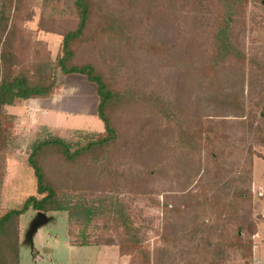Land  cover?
<instances>
[{"label":"trees","instance_id":"16d2710c","mask_svg":"<svg viewBox=\"0 0 264 264\" xmlns=\"http://www.w3.org/2000/svg\"><path fill=\"white\" fill-rule=\"evenodd\" d=\"M158 1L157 18L150 17L151 12L145 16L148 23H157V42L148 43L142 51V55H153L157 57L158 63H162L157 64V89L143 84V72L136 69L129 70L133 81L123 85L118 78L107 73L106 67L92 61L80 63L76 60L81 44L99 46L106 43L112 51L119 52L121 45L129 40V34L123 26L124 20L109 14L101 2L73 1L76 22L72 28L61 33L62 53L54 60V68L65 75H82L95 85V115L102 121L103 130L86 133L85 140L74 147L57 137L38 140L33 145L28 163L36 178V191L43 196L30 195L19 208H10L0 214V264H19L18 220L29 208L46 213L67 211L73 245L115 244L120 255L130 256L129 264H165L170 251L166 249L164 256L158 260L155 249L153 257L143 242L141 228L134 225L130 213H126L122 206L106 210L102 201L98 200L94 204L89 197L99 192L119 195L124 190L134 197L146 198L157 193L153 188L157 175H169L168 171H174L175 176L185 173L184 181L179 185H182L184 195L189 198L187 205L193 210L190 223L182 226L180 231L176 230V235L201 234L212 230L214 219L217 221L221 214L231 210L233 201L243 203L242 190L235 189L227 198L229 187L221 186V180L204 184L202 178L209 173V159L218 163L231 153L226 149L230 145L231 127L225 118L232 119V125L237 127L246 126L249 132L254 129L255 116L248 104L254 97L250 91L255 90L257 74L251 68H245L248 57L238 37V32H244L245 21L243 17L236 20V17L242 16L248 0H221L224 2V14L212 26L211 35L210 32L207 35V32L201 36V39L208 38V41L200 43L209 45L210 51H193L190 48L176 51L173 46L176 45L177 36L171 33L172 29H176L174 15L170 17L171 13L164 14L163 5H166L167 0ZM21 4V0L1 2L0 166L9 142V125L6 124L7 116L3 107L14 105L18 100L49 97L57 85L55 76L51 75L53 68L47 62L33 66L35 72L32 74L29 73L30 67L15 70V65L20 63L16 44L17 26L9 25V12L11 8L17 12ZM40 22L41 29L55 31L43 24L42 20ZM237 24L240 25L239 29H235ZM127 46L130 48V43ZM262 71L260 69L261 74ZM162 76L164 80L187 78L192 81V98L185 101L188 114L184 107L173 103L172 96H176L177 89L161 87ZM262 91L264 83L259 84V98ZM127 116L133 119L134 124L139 123L133 134H129L121 124ZM213 118L217 120H211ZM256 127L260 128L259 124ZM129 139H134L137 145L131 151L127 147L122 148ZM253 154L261 155L252 148L247 150L249 168L252 167ZM50 159L57 160V177L56 173L47 172ZM148 199L157 200L153 197L145 200ZM165 208H170L169 204H165ZM102 213L112 215L111 224L100 227L109 233L102 231L94 234L93 230L97 227L89 230L91 222ZM226 216L229 218V215ZM223 221L224 231L221 233H225L220 238L219 246L224 247L226 253L223 255V252L217 253L216 249L211 252L210 248H201V256L195 264H227L222 260L231 250L239 253L243 264H252L251 235L254 231L247 237L243 235L249 218H240L234 224L232 235L228 234L230 220L224 218ZM191 262L186 261L184 264H193Z\"/></svg>","mask_w":264,"mask_h":264},{"label":"rangeland","instance_id":"374dc122","mask_svg":"<svg viewBox=\"0 0 264 264\" xmlns=\"http://www.w3.org/2000/svg\"><path fill=\"white\" fill-rule=\"evenodd\" d=\"M2 1L0 0V10ZM73 1L21 0L22 4L17 12L13 8L10 9L9 25L17 26L16 44L20 60V63L15 65V70L24 66L32 68L39 63L47 62L53 68L51 75L55 76L57 85L49 97L18 100L14 105L3 107L7 116L6 124L9 125V142L7 150L4 151L3 163L0 166V214L10 208H19L30 195L43 196L36 191V178L33 168L28 163V156L38 140L57 137L74 147L75 144L85 140L86 133L103 130L102 121L95 116L97 106L95 85L82 75H65L54 68V60L62 53L61 33L72 28L76 22ZM97 2H101L109 14L124 20L123 26L129 34V40L121 45L119 52L112 51L110 45L106 43L99 46L92 43L81 44L78 47L76 60L80 63L92 61L106 67L107 73L118 78L123 85L133 81L129 76V70L136 69L143 72L141 80L143 84L157 89V64L161 65L162 63H158L157 57L153 55H142V51L148 43L157 42L156 21L148 23L145 20L148 12H151L150 17L157 18V0L155 2L97 0ZM158 2H162V0ZM223 3L221 0H167L166 5H163L164 14L171 13L170 17L174 15L175 20L173 21L176 29H172L171 33L177 36V42L181 41L177 44L174 40L176 42V45L173 46L175 50H189L190 48L193 51H201L208 49L209 45L200 43L208 41V38L201 39V36L207 32V35L209 32L211 35L212 26L225 12ZM169 6H172L170 10ZM241 15L236 17V20L243 17L245 21L244 32H238L241 46L248 57L245 68L246 70L251 68L257 74L256 81L254 80L255 90L250 91L254 97L248 104L251 113L255 116L254 129L249 132L246 126L237 127L232 125V119L225 118L231 127V131H229L231 133L230 145L226 148L231 153L228 157H224L225 160L218 163L209 159V173L202 178V181L206 184L216 179L221 180V186L229 187L227 198H230L235 189L242 190L243 203L233 201L231 210L221 214V218L217 221L214 219V224L211 225L212 230L209 229L201 234L176 235V230L180 231L183 229L182 226L190 223V216L193 213L192 207L187 205L189 198L184 195V191L181 189L182 185H179L184 181L185 173L175 176L174 171H168L169 175H157L153 185L157 193L146 196V198L153 197L157 200H145L146 198L140 196L134 197L124 190L119 195L99 192V194L89 197L94 201V204H97L98 200L102 201L106 210L109 207L115 209V206L117 208L122 206L126 213H130L134 225L141 228L143 242L153 257L156 253L155 249H157L158 260L164 256L166 249L170 251V255L165 259V264H184L186 261H192L191 263L195 264L197 258L201 256L199 254L201 248H208V250L210 248L211 252L216 249L217 253L223 252L224 255L226 250L219 246L220 238L225 233H221L222 230L224 231V218L230 220L228 223L229 235L234 232V224L238 223L240 218H249V222L245 223L243 235L247 237L251 231H254L251 235L253 240L252 264H264V91L262 94L259 93L260 98L258 97L259 84L264 83V0H248ZM41 20L43 24L55 31L41 29ZM239 26L237 24L235 29H239ZM129 43L130 48L127 46ZM260 69L263 70V74ZM34 72L35 69L32 68L29 73ZM162 80L161 87L169 90L177 89L176 96H172L173 103L184 107L185 113L188 114L185 101L192 98V81L187 78L174 79L173 81L172 78L164 80L163 76ZM245 88H247V84H245ZM46 112H49L48 114L60 112L67 119L62 120L64 124L54 121L53 125H43ZM88 118L89 120H87ZM48 119L50 121V117ZM123 120L121 123L123 128H126L129 134H133L139 123L134 124L133 119L128 116ZM211 120L216 121L217 118ZM257 124L260 128L256 127ZM256 129L262 130L258 132ZM234 132L236 133L233 134ZM129 140L122 145V148L127 147L131 151L137 145L133 141L134 139ZM249 148L261 154L259 156L252 155L251 168H249L246 155ZM49 163L51 164L48 165L47 172L56 173L57 177L59 170V167H56L57 160L50 159ZM216 169L218 170L216 171ZM126 171L128 173L129 168ZM241 175L243 176L240 177ZM165 204H169L170 208H165ZM36 212L29 208L18 220L19 264H129L130 256L120 255L118 246L115 244L73 245L72 237L69 235L67 211H48L47 215L50 220L38 228L33 236V246H31L25 235ZM224 215H229V218ZM111 218L112 215L109 213L99 214L91 222L89 230L97 227L93 233L100 234L103 231L100 227L111 224ZM190 230L192 229L190 228ZM75 232L77 234L78 230ZM103 232L109 233L108 231ZM224 244L225 242H223ZM222 262L243 264V260L235 250L226 254V258Z\"/></svg>","mask_w":264,"mask_h":264},{"label":"water","instance_id":"95a60500","mask_svg":"<svg viewBox=\"0 0 264 264\" xmlns=\"http://www.w3.org/2000/svg\"><path fill=\"white\" fill-rule=\"evenodd\" d=\"M50 220V217L47 215L46 212L37 211L36 216L30 223L29 228L26 232V238L29 240L31 246H33V236L37 232L38 228L44 224H46Z\"/></svg>","mask_w":264,"mask_h":264},{"label":"crops","instance_id":"0c3cea01","mask_svg":"<svg viewBox=\"0 0 264 264\" xmlns=\"http://www.w3.org/2000/svg\"><path fill=\"white\" fill-rule=\"evenodd\" d=\"M48 113L46 112V115L44 116V120H43L44 124L43 125H48V126L49 125H53L55 123L54 121L60 122V124H64V122L62 120H64L66 117H65V115L63 113H60V112L59 113H55V114H48ZM49 117H50V121L48 119ZM46 120H48V121H46ZM87 120H89V118ZM91 121H92V119H91ZM40 123H42V122H40Z\"/></svg>","mask_w":264,"mask_h":264}]
</instances>
